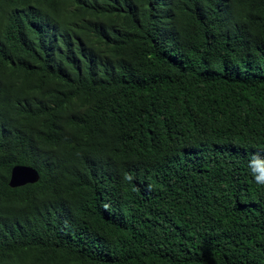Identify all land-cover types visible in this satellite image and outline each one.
<instances>
[{
	"label": "trees",
	"instance_id": "16d2710c",
	"mask_svg": "<svg viewBox=\"0 0 264 264\" xmlns=\"http://www.w3.org/2000/svg\"><path fill=\"white\" fill-rule=\"evenodd\" d=\"M254 155L264 0H0V264H264Z\"/></svg>",
	"mask_w": 264,
	"mask_h": 264
},
{
	"label": "water",
	"instance_id": "95a60500",
	"mask_svg": "<svg viewBox=\"0 0 264 264\" xmlns=\"http://www.w3.org/2000/svg\"><path fill=\"white\" fill-rule=\"evenodd\" d=\"M39 180V172L29 165H15L12 167L9 177V186L19 187L25 184H32Z\"/></svg>",
	"mask_w": 264,
	"mask_h": 264
},
{
	"label": "clouds",
	"instance_id": "9594fccd",
	"mask_svg": "<svg viewBox=\"0 0 264 264\" xmlns=\"http://www.w3.org/2000/svg\"><path fill=\"white\" fill-rule=\"evenodd\" d=\"M249 169L253 180L259 185H264V160L254 155L249 162Z\"/></svg>",
	"mask_w": 264,
	"mask_h": 264
}]
</instances>
